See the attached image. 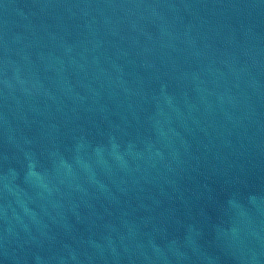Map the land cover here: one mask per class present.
<instances>
[{
	"label": "water",
	"instance_id": "water-1",
	"mask_svg": "<svg viewBox=\"0 0 264 264\" xmlns=\"http://www.w3.org/2000/svg\"><path fill=\"white\" fill-rule=\"evenodd\" d=\"M0 264H264V0H0Z\"/></svg>",
	"mask_w": 264,
	"mask_h": 264
}]
</instances>
